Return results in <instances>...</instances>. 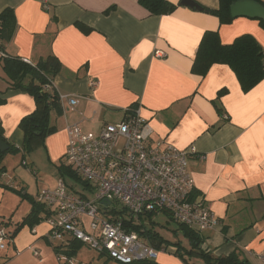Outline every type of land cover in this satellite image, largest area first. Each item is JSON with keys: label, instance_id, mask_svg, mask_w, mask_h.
<instances>
[{"label": "crops", "instance_id": "crops-1", "mask_svg": "<svg viewBox=\"0 0 264 264\" xmlns=\"http://www.w3.org/2000/svg\"><path fill=\"white\" fill-rule=\"evenodd\" d=\"M167 1L176 9L155 16L137 0H0V12L12 10L16 21L10 41L0 42V56L33 65L53 55L61 65L52 90L76 99L77 105L68 110L63 102V115L49 116L56 131L39 149L51 164L57 167L61 160L64 164L67 126L83 122V132L97 133L102 125L136 112L154 140L195 150L187 160L193 193L219 221L215 229L198 233L202 250L212 258L233 255L240 264H264V78L243 92L227 65L213 64L202 77L191 71L205 32H216L223 45L247 34L264 51V28L246 17L220 24L207 11L181 6V0ZM193 1L208 10L217 9L219 3ZM7 87L0 62V93L5 100L0 105V128L5 141L20 148L24 134L19 122L33 113L35 102ZM25 156L22 151L7 154L3 166L17 157L30 164ZM58 178H48L34 194L53 188ZM0 182L6 186L0 187V222H6L11 232L30 212L31 203L11 190L23 188L26 194L24 181L10 179L5 172ZM35 196L30 197L34 202ZM43 220L31 229L23 227L12 238L0 251V264H61L62 255L53 248L64 251L72 239L66 236L57 246ZM171 252L172 248L160 253L156 262L187 264V259L182 262Z\"/></svg>", "mask_w": 264, "mask_h": 264}, {"label": "built area", "instance_id": "built-area-1", "mask_svg": "<svg viewBox=\"0 0 264 264\" xmlns=\"http://www.w3.org/2000/svg\"><path fill=\"white\" fill-rule=\"evenodd\" d=\"M157 53V57H164ZM58 101L63 111V102L68 110L77 105L76 99L66 95H58ZM82 123L66 127L64 165L87 187L73 191L58 179L53 188L42 189L35 196L36 203L48 212L45 222L51 241L67 236L116 264L156 261L160 253L171 250H157L137 233L126 231L122 220L128 217L110 214L112 203L124 209L134 222L165 212L172 221L196 233L219 226L203 199L192 197L194 180L187 170V160L194 148L179 150L163 140H154L151 129L136 112L118 123L102 125L97 133L83 132ZM11 241V232L0 222V251ZM59 259L73 264L71 259Z\"/></svg>", "mask_w": 264, "mask_h": 264}, {"label": "trees", "instance_id": "trees-1", "mask_svg": "<svg viewBox=\"0 0 264 264\" xmlns=\"http://www.w3.org/2000/svg\"><path fill=\"white\" fill-rule=\"evenodd\" d=\"M242 0H219L218 8L215 10H208L203 8L204 11L215 15L219 19L220 24L230 23L234 18L230 16L229 7ZM264 7L263 0H253ZM138 4L146 9L151 15L161 16L171 14L176 6L170 4L167 0H137ZM258 20V19H255ZM260 25L264 28V22L258 20ZM84 33L88 32V28L80 23L76 24ZM16 27V21L13 11L5 9L0 12V42H8L12 38ZM0 52H2V45H0ZM2 69L6 75L8 87L7 90L20 91L30 95L35 102V110L29 116L22 118L19 122V128L24 134L23 144L20 148L15 147L13 144L5 141L2 136L0 128V142H5L8 146L7 150L0 151V177L5 173L3 166V159L7 154H17L19 151L29 153L38 146H43L44 139L50 134L55 133L56 129L49 125V116L54 113L60 117L63 115V110L58 95L52 90V79L58 74L61 65L56 57L49 55L44 59L38 60L35 64L31 65L17 57L0 56ZM213 64L227 65L235 74L241 90L247 92L258 84L264 78V51L257 41L250 35H242L237 37L231 44L223 45L220 43L216 32H205L196 52V56L191 68V71L199 76H204ZM220 91L219 94H222ZM0 93V105L4 103V98ZM58 177L63 180L68 188L75 191L74 184H81L83 187L87 185L82 182L77 175L71 171L70 168L64 164L58 166ZM71 180V185L69 180ZM0 187L6 188L1 184ZM23 199H28L31 203L30 212L16 224L13 231H11V238L23 228H33L38 225L46 215L44 207L30 198H26V194L19 190H13ZM192 193V197H196ZM110 214H118L119 216L128 217L122 220V227L126 231L137 233L140 238L145 240L149 245L157 250L172 247L173 256L182 262H186V256L194 255L202 259L205 264H240L235 256L225 258H212L207 252L201 248L202 239L200 235L193 232L188 227L178 224V230L183 233V237L189 242V249L183 247L181 241L169 242L160 236L155 231V222L153 221L154 214H149L144 217H139L138 222H134L133 218L126 213L124 209L119 211L113 209ZM168 220L172 218L167 213ZM3 223V221H1ZM147 224V225H146ZM5 227H7L5 222ZM83 246L76 240L70 241L66 246V250L59 251L58 247H54L55 254L63 255L67 259H71L77 253L78 249ZM104 255V254H100ZM65 264V263H64ZM132 264H158L156 261H139Z\"/></svg>", "mask_w": 264, "mask_h": 264}, {"label": "rangeland", "instance_id": "rangeland-1", "mask_svg": "<svg viewBox=\"0 0 264 264\" xmlns=\"http://www.w3.org/2000/svg\"><path fill=\"white\" fill-rule=\"evenodd\" d=\"M112 121V120H109ZM42 146L36 147L34 150H31L29 153H23L25 158L27 160H30V164L22 163L20 159L14 158L11 159V161H6L5 165V172L8 173V176L10 179H13L15 181H18V179H21L25 182V187L27 188L26 198H30L32 193L33 196L36 192V188L39 185L44 184V181H49L48 178H54L58 175V166L62 163V160L59 162L58 166L56 167L54 164H51L49 159L47 158V155L44 151ZM35 158V160H33ZM34 161L31 162L32 160ZM25 165V166H24ZM19 167L18 169H16ZM13 169L15 170V174H13ZM13 175H15L14 178ZM59 179V178H58ZM66 181L69 179L65 178ZM14 183V181H13ZM69 183L71 185V180H69ZM82 185L75 183L74 184V190L80 191L82 189ZM43 189V188H40ZM20 192L24 193V189H19ZM16 194V193H15ZM17 196H19L17 194ZM20 197V196H19ZM25 200L27 202H30L28 199H21ZM109 209H115L119 211L121 207L115 203H112L109 206ZM153 221L155 222V231L160 234L164 239H166L169 242H177L181 241L184 248L187 250L189 249V242L186 238L183 237V233L178 230V225L174 221L168 220L166 215L162 213L155 214L153 216ZM147 225V224H146ZM57 246L60 245V241L54 242ZM168 249H171L172 247L167 246ZM62 258H66L65 256H61ZM73 261V264H115L111 260H109L105 255H100L95 250H92L88 248L87 246H81L77 253L74 255V257L71 258ZM187 264H205V262L202 259L197 258L194 255H190L189 257L186 256ZM109 260V261H107ZM158 260H161V256L158 257ZM61 264H64L63 260L60 262Z\"/></svg>", "mask_w": 264, "mask_h": 264}, {"label": "water", "instance_id": "water-1", "mask_svg": "<svg viewBox=\"0 0 264 264\" xmlns=\"http://www.w3.org/2000/svg\"><path fill=\"white\" fill-rule=\"evenodd\" d=\"M180 5L195 11H203V8L193 0H181ZM230 16L232 18L246 17L258 19L264 22V7L253 0H242L233 3L229 7ZM8 146L5 142H0V151L7 150ZM109 205L108 202L104 203Z\"/></svg>", "mask_w": 264, "mask_h": 264}]
</instances>
